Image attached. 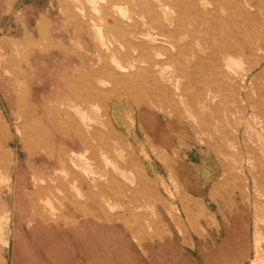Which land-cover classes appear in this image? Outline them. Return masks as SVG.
<instances>
[{
  "label": "rangeland",
  "instance_id": "obj_1",
  "mask_svg": "<svg viewBox=\"0 0 264 264\" xmlns=\"http://www.w3.org/2000/svg\"><path fill=\"white\" fill-rule=\"evenodd\" d=\"M167 1L169 21L164 23L171 31L183 26L188 32L181 31L175 42L156 36V45L175 59L160 58L166 63V71L163 81L156 78L155 84L147 64L138 63L145 71L143 78L137 77L135 69L122 72L117 64L128 65L129 57L124 58L128 54L135 58L151 54L149 45L144 48L138 44L146 42L144 34L158 33L147 13V5L157 4L158 0H0V116L5 127L3 150L8 154V163L13 164V171L4 169L0 173V254L9 238L12 253L13 242L23 226L31 240L34 232L41 231V224L45 232L51 225L72 224L85 216L93 220L102 217L108 224L127 230L138 225H150L153 230L158 217L152 207L163 199L162 193L139 158L134 144L137 138H129L117 125L121 118L139 125L147 135L139 139L148 142L152 154L163 164L169 149L177 146L208 150L220 161L225 186L237 203L246 205L253 264H264V122L256 117L257 108L244 114L239 90L229 91L219 74L231 69L243 74L256 61L260 51L246 48V58L239 53L226 57L224 53L226 47L264 36L260 13L256 6L246 5L247 0H213L214 4L204 6L198 0ZM190 1L206 11L203 20L197 12H183ZM257 1L253 0L256 5ZM243 8L250 16L247 21ZM190 22L199 27V32L191 31ZM117 23L134 44L119 37L114 30ZM133 32L141 38H134ZM186 43L191 46L181 56L178 47ZM200 44L208 49L196 59L192 55L200 51ZM103 64L113 69L117 80L108 81L107 73L103 80L93 78ZM122 75L133 77L124 81ZM251 77L259 85L264 83L259 72ZM15 78L20 84L31 80L33 86L45 87L39 93V104L58 109L61 118L68 113L83 128L89 147L82 150L83 158L73 162L68 157L62 164L58 151L68 146L63 138H54V143L42 135L28 138L27 146L22 143L24 130L16 98L8 90ZM250 78L247 88L251 87ZM66 79H80L73 83L74 95L66 89ZM241 79L240 75L239 83ZM159 133L162 138H153ZM95 138L101 139L110 152L101 154L96 150L100 140ZM23 169L32 182L47 188L35 199L39 201L40 222L31 214L25 215L33 209L25 206L21 195L17 205L14 203L15 179L20 188ZM72 172L75 177L70 180ZM28 244L34 249L33 240Z\"/></svg>",
  "mask_w": 264,
  "mask_h": 264
},
{
  "label": "crops",
  "instance_id": "obj_2",
  "mask_svg": "<svg viewBox=\"0 0 264 264\" xmlns=\"http://www.w3.org/2000/svg\"><path fill=\"white\" fill-rule=\"evenodd\" d=\"M116 122L129 138H137L139 158L162 193L152 207L158 217L153 230L150 225L127 230L85 216L45 232L41 224L30 240L23 226L12 253L10 238L2 250V264H253L246 205L225 186L220 161L208 150L177 146L163 164L139 139L147 138L139 125L121 118ZM32 240L34 249L28 244Z\"/></svg>",
  "mask_w": 264,
  "mask_h": 264
},
{
  "label": "bare ground",
  "instance_id": "obj_3",
  "mask_svg": "<svg viewBox=\"0 0 264 264\" xmlns=\"http://www.w3.org/2000/svg\"><path fill=\"white\" fill-rule=\"evenodd\" d=\"M212 1L213 0H198V2L200 3V6L201 5L204 6V4H209V3L214 4V3H212ZM231 1L235 2L236 0H231ZM245 3L248 6L254 5L258 8V11L260 13V19H261L259 24L264 25V0H258L257 5L253 2V0H247ZM189 4H191V5L188 8H186V10H183V12H186V11H191L192 13L197 12L200 15L202 20H203V18L206 17V15H207L206 11H204V12L201 11L199 8V5L197 3L192 4L190 1ZM68 8H69V6H68ZM244 9L245 8H243V13L246 14V17H244V18H245V20L246 19L248 20V19H250V16L248 13H245ZM168 10H169V5H168L167 0H158L157 4L147 5V13L149 14L150 24L158 29V33H157V35H154L151 32L144 34L143 39L145 38L146 42L141 41L138 44V47L141 46V47L146 48V46L149 45L148 49H149V52H151V54L147 53V56L140 55L138 58H135L134 56H131L129 54L125 55L124 58L127 59V57H129L130 63L128 65H124V64L119 62L117 64V67L119 70H121L122 72H127V71H130L132 69H135L137 77L143 78L145 71L141 68V66L138 63H144V64L148 65L149 70L152 72V79H153L155 84L157 82V79H159L160 82L163 81L165 71H166L164 69V65H166V63L163 61H160V58H162L163 56H167V58L169 60H174L175 57L172 53H170L167 50L156 45V42H157L156 36H158V37L160 36L162 38H168L172 42H175V37L177 35H180L181 31H184L185 33L188 32L183 26L181 28H179L178 30H174V31L170 30L168 24L164 23L165 20L169 21V11ZM69 17L70 16H68V19H69ZM246 21H245V23H246ZM190 26H191V31L199 32V30L197 31V29L199 27L197 28V26H194L193 22H190ZM122 29L123 28L118 23L114 26V30H116V32L119 34V37L121 39H123L124 41H128L129 44H134L132 41L128 40L125 31H123ZM44 32L45 31H43V33ZM132 35L136 39L141 38V37H138L134 32ZM213 36L214 37L211 39L212 43H214L216 41V36L215 35H213ZM102 40L104 41L103 38H102ZM147 43H149V44H147ZM103 44H104V42H103ZM262 45L264 46V36L260 35L255 39V41H249V42L245 41L243 43V45L242 44L241 45L235 44V45H231L229 47H226L225 53H224L225 54L224 56H226V57L233 54V53H239L240 55H242L243 57L246 58L247 57L246 51H245L246 48H248L249 51H251V52L252 51H260V54L257 56L256 61L254 63L250 64L244 70L243 74H238V72L236 70H233V69H231V71H229V72L221 71L219 74L223 78L224 84H225L226 88L229 89V91L234 93V92H238V90H239V95H240L239 103H241V105H243L242 110L244 111V114L247 115L249 113V110L257 108L258 114L256 115V117L259 118L260 120H263V122H264V83L262 85H259L256 82L255 77H251V76H253V74L255 72H259V75H262L263 80H264V49L262 48ZM189 46H191L190 43H186V44H183V46H179L178 47V54L181 56H184L186 54L187 50L190 48ZM199 46H200V51H196L192 55L196 59H200L201 52H204L206 49H208L205 46V44H200ZM152 54H155L158 59L153 58ZM99 55H102V53L100 51H99ZM153 68H155L157 71L153 72L154 71ZM105 74L107 75L106 78L108 81H111V80L115 81L118 79L116 74L113 72V69L108 64H103L98 69L97 73L95 75H93V78H98V80H101L103 78V75H105ZM240 75L242 76V79H241V82L239 83L238 79H239ZM122 77L124 78V81H127V80L131 79L133 76L132 75H122ZM249 78L251 81V87L247 88L246 85H247V82L249 81ZM75 81H80V79H77V80L66 79V81H65L66 89L73 95H74L73 83H75ZM32 83L33 82L31 80H29V81L27 80V82H24V84H20L19 80L17 78H15L14 80L10 81L9 88H8L9 93L13 94L16 98L15 100H16V105H17L18 111H19V119H20L21 126L24 130V135H22V137H21L22 143L27 146L28 138H41L42 135H47V137L49 136L48 138H51V140L54 143H55L54 138H63L64 139L63 142H65V145H68V146L59 148L58 157H59L61 163L65 164L68 157H71V160L73 162H75L74 161L75 158L76 159L77 158H83L84 153L82 152V150L83 151L88 150V148H89L86 145V143H88L87 142L88 139L86 140L87 136H86V133L83 131V128H81L76 123V121L72 117H70V115L68 113H65V117L61 118L60 112L58 109L50 108L49 106L45 107L43 105H40L39 101L41 99L39 97V93L42 90H44L45 87L33 86ZM43 123L48 124L51 127V129L46 130L44 128ZM4 131H5V127L3 125V122H2V119L0 116V173H2V170H4V169L11 171L12 167H13V164L11 162L8 163V161H7L8 160V154L3 150V145L6 142V140L4 139L5 138L4 134H3ZM17 133H18V131H17ZM72 135H75V137H73ZM72 138H76V140L72 139ZM95 139L98 140V138H95ZM99 140H100V142H97L96 150H100L101 154H103V152H108V151L110 152L109 147L106 144H104L101 141V139H99ZM255 148H256V146H255ZM79 150H81V151H79ZM262 152H263L262 156L264 157V150H262ZM29 155L33 156L34 153L30 152ZM18 167L19 166H17L16 173H17ZM61 167H62V171L64 173H67L68 169L63 165ZM23 171L25 174L23 175V179L21 180L23 185L20 188H18V183H20V182H18V180L16 181V179H15L14 190H13V195L15 197L14 203L15 204L17 203V200H18L19 196L21 195L20 196L21 201L25 204V206L28 205L30 207V209H33V211H30L27 213L25 212V215L31 214L32 218L35 221H39L40 214L37 211L39 201L37 202L35 199L47 188H44V187L32 182V179L29 176L28 172L25 169H23ZM71 175H68L70 177V180L74 179L75 173L72 172ZM30 189H32V190L29 191ZM2 190L3 189H0V191H1L0 194L2 193ZM18 190L20 191V194H18ZM46 200H48V199H46ZM16 210H17V207L15 208L12 215L10 216L9 223H10V221L12 222V219H13L14 215L16 214ZM24 211H25V209L22 211L21 216L24 214ZM85 215H88V213H85ZM41 219H42V217H41Z\"/></svg>",
  "mask_w": 264,
  "mask_h": 264
}]
</instances>
